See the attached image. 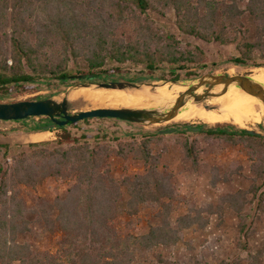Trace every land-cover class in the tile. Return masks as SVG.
Returning <instances> with one entry per match:
<instances>
[{"label":"trees","instance_id":"trees-1","mask_svg":"<svg viewBox=\"0 0 264 264\" xmlns=\"http://www.w3.org/2000/svg\"><path fill=\"white\" fill-rule=\"evenodd\" d=\"M170 6L175 10L181 32L220 43L234 40L225 33L227 23L237 14H245L236 0H0V91L8 92L11 87H21L42 77L66 81L79 76L90 79L92 75L108 81L121 73V67H107V61L119 65L131 61L135 65L143 64L150 71L161 62L175 64L185 59L197 62L191 53L186 57L178 56L173 36L152 28L149 18L146 26L136 29L133 39L126 41L118 35V25L127 13L138 11L146 15L151 9L163 13ZM246 13L252 20L264 19V0H248ZM241 30L236 27L235 33ZM244 40L240 55L230 61L248 65L258 51L261 63L255 61L251 66H264V32L252 42L247 37ZM152 42L157 45L156 49L151 48ZM8 43L10 57L4 51ZM9 58L11 63H8ZM200 58H204L202 51ZM174 78L178 79L179 75ZM50 123H35L27 130H62L56 142L30 143L25 157L15 160L11 174L0 163V264H135L132 250L135 244L153 247L180 240L184 223L180 222V228L173 230L166 216L162 226H151L139 236H123L113 226L117 203L125 194L129 214H134L140 203L159 204L169 213V204L162 198L172 195L167 192L165 178L154 162L145 174L116 179L107 166L103 169L107 158L102 152L107 157L109 146L81 143L67 130L68 126L48 129ZM195 128L228 140L239 134L251 142H264L261 135L250 134L229 122L196 127L184 123L182 130L169 131L183 133ZM153 138L149 136L137 143L138 155L146 162L153 159L148 150ZM54 143L57 147L44 148ZM1 147L8 149L10 145ZM186 149L192 159L197 158L192 144L186 142ZM34 155H42L47 164L35 166L30 160ZM47 174L72 181L64 198L38 197L30 207L18 199L15 192L10 194L14 187L11 179L34 187ZM37 220L42 221L48 231L61 233L56 252H40L34 245L20 241L31 231V222ZM219 264L240 263L222 260ZM252 264H264L262 256L255 257Z\"/></svg>","mask_w":264,"mask_h":264},{"label":"rangeland","instance_id":"rangeland-1","mask_svg":"<svg viewBox=\"0 0 264 264\" xmlns=\"http://www.w3.org/2000/svg\"><path fill=\"white\" fill-rule=\"evenodd\" d=\"M247 1L236 0L239 9L245 11V14H237L230 23H227L225 33L234 39L227 43L216 40L206 41L196 35L181 32L177 27V18L172 6L164 9L163 13L153 9L146 15L138 11L127 13V17L117 28L118 35L123 39L126 41L133 39L136 29L146 26L145 22L149 18L152 21L149 23L152 28L161 34L170 33L173 36L178 56L186 57L191 53L196 57L197 62H189L186 59L175 64L161 62L156 69L150 71L143 64L135 65L131 61L122 65L107 61V67H121V73L114 75L112 79L148 83L175 79V75H179L178 79L181 80H191L205 73L251 74L253 76L263 72L264 66H251L255 61L261 63V60H258L260 59L258 51L254 52V58L248 61V65L230 61L232 57L240 55L239 49L243 47L245 37L252 42L258 38L260 32L263 36L264 19L252 20L246 15ZM236 27L242 30L235 33ZM10 47L8 43L4 50L9 57ZM156 47L157 45L152 42L151 48L156 49ZM200 51L204 53V58H200ZM8 63H11L10 58ZM183 64L185 68H178ZM90 79L104 80L101 76ZM90 79L77 77L61 81L42 77L34 82L25 83L21 87H11L8 92L0 91V102L40 99L51 95L62 97L68 86ZM149 88L154 90L155 87ZM79 93L71 95L78 109L110 107L107 102L96 103L79 97ZM48 122V118L39 117L38 120L34 119L31 125L35 123L46 125ZM226 122L239 126L232 121ZM184 123H190L194 127L201 124L209 125L200 119L172 120L140 126L114 118H91L88 121H80L75 126H68L67 130L78 137L81 143L88 141L93 146H109L107 157L102 149L103 157L107 158L103 169L107 166L110 175L116 179L133 178L135 175L145 174L153 162L165 178L167 192L172 196L163 197L162 201L169 204V213L165 212V207L159 204L140 203L136 207L137 211L129 214L126 194L117 203V217L113 221V226L123 236L128 234L139 236L148 232L151 226H162L164 216L169 223V228L173 230L180 228V222L185 225L181 238L176 243L153 247L135 244L132 247L135 264H165L162 261L174 264H219L222 260L252 264L254 258L260 256L264 261L263 140L251 142L248 138L239 137V134L228 140L223 137L209 136L204 131L196 129L183 131V133L169 131L175 128L182 130ZM216 123L218 122L210 124L216 125ZM4 124L0 121V132L3 131ZM259 124L253 119L241 128H253L264 133V126L260 127ZM6 131L8 135L13 136L14 141L7 143L10 145L8 149L1 147L5 144H0V163L8 174H11L15 160L25 157L23 155L27 153L26 150H29L28 145L34 141H30L25 138V134L22 135L11 128H7ZM50 132L51 138L45 141L56 142L62 130L55 129ZM149 136H154L148 145L153 159L146 162L140 158L136 148L138 142ZM186 142L194 146L196 159H192L187 153ZM56 145L54 143L44 148L53 149L57 147ZM30 160L38 167L47 164V160L42 155H34L30 157ZM11 180L10 184L12 182L14 187L10 194L15 192L17 198L30 207L38 197L48 200L64 198L72 183L71 180L49 174L34 187ZM30 227L31 231L26 234L28 236H23V240L20 238V241L34 245L40 252L57 251V242L61 238L60 232L48 231L44 223L38 220L31 222Z\"/></svg>","mask_w":264,"mask_h":264},{"label":"water","instance_id":"water-1","mask_svg":"<svg viewBox=\"0 0 264 264\" xmlns=\"http://www.w3.org/2000/svg\"><path fill=\"white\" fill-rule=\"evenodd\" d=\"M92 77L90 75V78ZM78 78H85V76H79ZM167 83L185 85L186 89L172 102L161 106H110L82 110L78 109L73 101L74 98L70 96L73 91L80 88L132 89L141 88L142 86L157 87L160 84ZM232 85H236L256 96L264 104V82L254 79L251 74L205 73L191 80L171 79L148 83L125 79L108 81L90 79L68 86L62 97L51 95L40 99L0 102V121H23L31 118L46 117L51 121L48 125V129H50L56 125L70 126L85 119L114 118L140 126H148L172 121L185 104L189 102L197 104L211 96L221 95ZM217 86L220 87L215 90ZM260 124H262V127L264 126L263 123ZM195 129L197 130L198 128ZM245 129L250 134L264 136V133L256 129Z\"/></svg>","mask_w":264,"mask_h":264},{"label":"bare ground","instance_id":"bare-ground-1","mask_svg":"<svg viewBox=\"0 0 264 264\" xmlns=\"http://www.w3.org/2000/svg\"><path fill=\"white\" fill-rule=\"evenodd\" d=\"M253 78L264 82V71L253 75ZM217 86L215 90L219 89ZM186 89L180 84H160L154 90L148 86L132 89H94L80 88L72 94L79 93V97L87 98L96 103H108L109 106L142 107L149 104L166 105L172 102L179 93ZM70 95V96H71ZM215 123L232 121L240 127L246 126L251 120L264 122V104L256 96L232 85L221 95H214L201 103L191 102L183 106L174 120ZM250 125V124H249ZM21 136V135H20ZM51 132L48 130L28 135L30 141L39 142L48 140ZM22 139V138H21ZM25 141V140H24Z\"/></svg>","mask_w":264,"mask_h":264},{"label":"crops","instance_id":"crops-1","mask_svg":"<svg viewBox=\"0 0 264 264\" xmlns=\"http://www.w3.org/2000/svg\"><path fill=\"white\" fill-rule=\"evenodd\" d=\"M34 119L38 120V118H31L25 121H1V122H4L5 124L2 126L3 131L0 132V144L12 143L14 141L13 136L7 134V131H6L7 128H11L13 131H19L20 133H22V135L25 134V138H28V135L35 133V132H29L27 130L28 127L32 123H34ZM18 126L20 127L16 128Z\"/></svg>","mask_w":264,"mask_h":264},{"label":"built area","instance_id":"built-area-1","mask_svg":"<svg viewBox=\"0 0 264 264\" xmlns=\"http://www.w3.org/2000/svg\"><path fill=\"white\" fill-rule=\"evenodd\" d=\"M46 92V91H45Z\"/></svg>","mask_w":264,"mask_h":264}]
</instances>
